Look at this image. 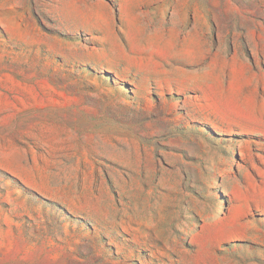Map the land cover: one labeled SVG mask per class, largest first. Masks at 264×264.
<instances>
[{
    "label": "rangeland",
    "instance_id": "rangeland-1",
    "mask_svg": "<svg viewBox=\"0 0 264 264\" xmlns=\"http://www.w3.org/2000/svg\"><path fill=\"white\" fill-rule=\"evenodd\" d=\"M0 264H264V0H0Z\"/></svg>",
    "mask_w": 264,
    "mask_h": 264
}]
</instances>
